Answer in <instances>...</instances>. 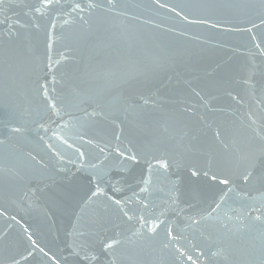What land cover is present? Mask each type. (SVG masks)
<instances>
[{"label":"water","instance_id":"1","mask_svg":"<svg viewBox=\"0 0 264 264\" xmlns=\"http://www.w3.org/2000/svg\"><path fill=\"white\" fill-rule=\"evenodd\" d=\"M0 264H264V0H0Z\"/></svg>","mask_w":264,"mask_h":264},{"label":"snow or ice","instance_id":"2","mask_svg":"<svg viewBox=\"0 0 264 264\" xmlns=\"http://www.w3.org/2000/svg\"><path fill=\"white\" fill-rule=\"evenodd\" d=\"M52 2H53V0H46V4L49 5V6H50V4H51ZM52 107L54 108L55 105L53 104ZM130 158L133 159V160L136 159L135 156H132V157H130ZM162 167H165V168H166L167 165L164 164V165H162ZM193 174L195 175V173H193ZM222 183H227V181H226V180H225V181H222ZM116 203L119 204L120 202H119V201H116ZM257 218H259V217H257ZM129 219H131V217H129ZM29 239L31 240V237H29ZM33 243H35V242L33 241ZM111 246H112V245H109V247H111ZM40 251H41V252H44V249L41 248ZM45 255H47V253H45Z\"/></svg>","mask_w":264,"mask_h":264}]
</instances>
